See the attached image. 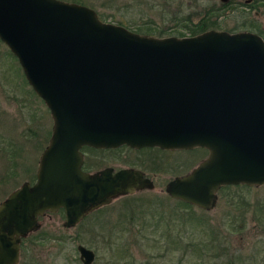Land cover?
<instances>
[{"label": "water", "instance_id": "1", "mask_svg": "<svg viewBox=\"0 0 264 264\" xmlns=\"http://www.w3.org/2000/svg\"><path fill=\"white\" fill-rule=\"evenodd\" d=\"M262 29L156 36L74 0H0V40L51 117L35 180L0 200V264L17 262L20 237L44 210L61 206L70 226L112 197L152 186L134 168L82 171L83 145L205 148L164 187L202 209L215 205L221 185L264 183ZM76 250L92 264L91 248Z\"/></svg>", "mask_w": 264, "mask_h": 264}, {"label": "rangeland", "instance_id": "2", "mask_svg": "<svg viewBox=\"0 0 264 264\" xmlns=\"http://www.w3.org/2000/svg\"><path fill=\"white\" fill-rule=\"evenodd\" d=\"M79 1L93 7L105 21L116 23V18L121 15L129 22L151 20L152 24L170 29L180 28L176 23L179 16L190 14V19L195 20L205 7L218 6L221 2ZM245 11L259 25H263L264 9L249 10L243 0H232L217 14L221 25L218 29H249L238 27L229 30L244 18ZM124 26L134 30L131 25ZM50 128L48 108L27 83L15 56L0 40V200L22 181L33 179L38 156L47 142ZM126 152L127 148L122 146L113 152L118 156L111 159L104 156L105 160H100V165L122 164L127 157ZM83 153L91 159L102 158L100 151L99 155L93 154L96 151L85 149ZM205 154L201 147H192L167 149L159 155L167 169L156 170L151 176L153 187L140 191L143 197L158 193V198L169 200L159 223L161 226L156 230L143 232L136 226L132 227L139 224L137 220L132 226L114 227L110 232L105 225L98 227L92 223L88 226L87 218L82 224L75 223L68 227L63 224L62 214L56 211L44 215L40 219L41 225L21 240L16 264H80L77 243L93 249L92 264H264V183L222 187L217 190V200L210 209L185 205L170 199L162 191L167 178L186 172ZM172 167L177 169L169 171L168 168ZM142 201L148 200L144 198ZM172 204H176L175 216L170 215V209L175 211ZM154 205L153 200L145 209H155ZM112 206L113 211L107 212L109 220L111 217L116 219L119 212L118 202ZM157 213L159 210H152L150 214ZM126 224V221L122 222L123 226Z\"/></svg>", "mask_w": 264, "mask_h": 264}, {"label": "flooded vegetation", "instance_id": "3", "mask_svg": "<svg viewBox=\"0 0 264 264\" xmlns=\"http://www.w3.org/2000/svg\"><path fill=\"white\" fill-rule=\"evenodd\" d=\"M83 146L80 147V151L82 153V162L80 164V169L82 171L92 173V172H96V171H98L104 167H111V172H114L115 170H117L119 168H134V169H138L139 171H141V173L144 176L148 177L151 180L152 186L143 187V188L134 190L132 192L119 194L115 197H112L107 203H103V204L97 205L95 207H92V208L86 210L75 223L76 224H82L83 220L85 218H87V219H89L87 221V222H89L87 224L88 226L92 223H96L98 225V227L99 226L102 227V225H105V226H107L108 231L111 232L112 229H114V227L120 228V227L132 226V224L138 220L139 224L138 225L136 224L132 227L136 226V229L141 230V231L143 230V232L156 230V228L159 227L160 220L163 217V214H164L163 211H164L165 204L167 201L169 202V200H167L168 199L167 197H169L170 199H173V200H179V199L171 197L164 190L165 183L172 176H170L169 178L166 179V181L164 182V185H163V189H162V191L167 196L166 197L167 199L162 198V197L158 198L159 197L158 193L150 194V196L148 195V196H146L147 197L146 198V197L141 196L142 194L140 191H142L143 189H146V188H152L153 187L154 184H153V180H152L151 176L154 175V172L156 170L157 171L158 170L164 171V168L167 169V166L164 164L163 160L159 156V155H162V152L160 150L166 151L167 149H161V148L156 147V146H143V147L135 148V147H131V146H128L125 144H121V145L116 146V147H93L94 149H92L91 151H96V153H93V154L99 155L98 151H100L102 158L101 159H98V158L91 159V158H89V156L84 155ZM122 146L127 148V152H126L127 157H125L126 159L123 162H121L122 164L119 163V164H114V165L113 164L100 165V163H101L100 160H102V159L105 160L104 156H108L109 159L115 158L116 156H118L117 154L114 155L113 152H115L117 149H119ZM155 148H158L160 150L157 151V150H155ZM103 153H106V155ZM108 157H106V158L108 159ZM38 158H39V156H38ZM37 163H38V160H37ZM36 168H37V164H36ZM36 168H35L33 179L30 181L29 180H24V181H27L28 183H32L35 180ZM168 169H169V171L170 170L174 171L175 169H177V167H172V168H168ZM120 198H122V199L119 200ZM144 198L147 199L148 201L147 202L142 201ZM153 200L156 204V205H154L155 209L159 210V213H157V215H151L150 213L152 212V210H154V211H158V210L145 209L146 208L145 206L146 205L150 206V204L153 203ZM155 200H157V201H155ZM216 200H217V198H216ZM115 202H118V205H120L117 208V210H119V212L116 215V217H117L116 219L111 217V219L109 220V216H108L109 214L107 212H109L110 210L113 211L114 207L112 205H114ZM172 206L173 207L175 206V211L173 209H170V215L175 216L176 215V204H172ZM56 211H59L62 214L63 224H64V211H63V208L61 206H59L55 210L46 209V210H44L43 213L38 214L37 218H36L37 227L39 225H41L40 219L44 215L51 214V213H54ZM100 211H104V213L100 212ZM142 211H145L146 213L144 212V214H142ZM100 215H104L105 217H100ZM154 216H157V218L153 219ZM124 221H126L127 224L123 226L122 222H124ZM75 223H73V224H75ZM64 226H66V225H64ZM90 227H92V226H90ZM92 230H96V228H92ZM28 233H26L24 236L20 237L19 247H20L21 240L24 237H26L28 235ZM18 259H19V256H18Z\"/></svg>", "mask_w": 264, "mask_h": 264}, {"label": "trees", "instance_id": "4", "mask_svg": "<svg viewBox=\"0 0 264 264\" xmlns=\"http://www.w3.org/2000/svg\"><path fill=\"white\" fill-rule=\"evenodd\" d=\"M74 1L80 2L79 0H74ZM231 3H232V0H221L218 6H207L202 10L200 16H198L195 20L190 19V14H183L179 16L176 21V23H178L180 28H175V29H170L171 27H161L160 25L152 24L151 20H146V21H142L138 23L133 22V21L129 22L126 19H124L121 15L116 18V23H120L122 25L124 24L127 26L131 25L133 26L135 31L146 33V34H151V35H156V36L168 35V34H175V35L194 34V33L203 31L207 28L221 27L220 21L217 19V14H219V11L221 10L222 7L224 8L227 5H230ZM243 4L249 10L256 9L258 11L259 9H264V0H243ZM247 12L248 11H245L243 15L244 18L239 23L235 24L232 29H229V30H236V29H239L238 27H244V28L255 30L258 33H263L261 25L258 24V22L253 18V16H251V14H246ZM98 16L101 18L100 15ZM83 148L85 150L94 149L93 147L87 146V145H84ZM155 150L159 151L160 149L155 148ZM160 151L164 152L163 150H160ZM227 185H231V184L221 185L220 188L225 187ZM234 185H244L245 186L247 184L238 183ZM178 201L185 205H191L181 200H178Z\"/></svg>", "mask_w": 264, "mask_h": 264}]
</instances>
